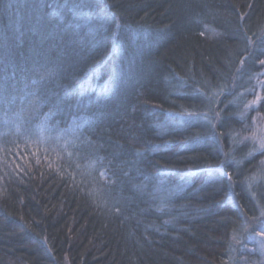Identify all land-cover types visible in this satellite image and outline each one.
Instances as JSON below:
<instances>
[{
	"label": "trees",
	"instance_id": "1",
	"mask_svg": "<svg viewBox=\"0 0 264 264\" xmlns=\"http://www.w3.org/2000/svg\"><path fill=\"white\" fill-rule=\"evenodd\" d=\"M263 116L264 0H0V264H249Z\"/></svg>",
	"mask_w": 264,
	"mask_h": 264
},
{
	"label": "rangeland",
	"instance_id": "2",
	"mask_svg": "<svg viewBox=\"0 0 264 264\" xmlns=\"http://www.w3.org/2000/svg\"><path fill=\"white\" fill-rule=\"evenodd\" d=\"M262 118L264 120V116ZM250 122L252 125L251 130L253 133H257L256 135L260 136L262 140L264 137V122H261L262 127H259L255 120L252 121V118H250ZM260 148L264 158V143L261 144ZM242 250L243 258L249 264H264V216H262L261 224L257 227L256 232L244 242Z\"/></svg>",
	"mask_w": 264,
	"mask_h": 264
}]
</instances>
